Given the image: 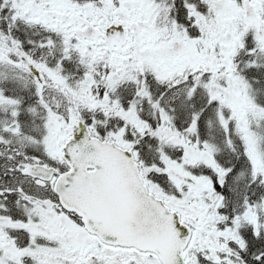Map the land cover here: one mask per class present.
I'll use <instances>...</instances> for the list:
<instances>
[{"label": "snow or ice", "instance_id": "1", "mask_svg": "<svg viewBox=\"0 0 264 264\" xmlns=\"http://www.w3.org/2000/svg\"><path fill=\"white\" fill-rule=\"evenodd\" d=\"M0 264H264V0H0Z\"/></svg>", "mask_w": 264, "mask_h": 264}]
</instances>
